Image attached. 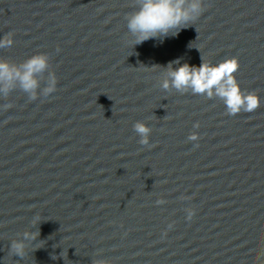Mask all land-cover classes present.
Returning a JSON list of instances; mask_svg holds the SVG:
<instances>
[{"label": "water", "instance_id": "water-1", "mask_svg": "<svg viewBox=\"0 0 264 264\" xmlns=\"http://www.w3.org/2000/svg\"><path fill=\"white\" fill-rule=\"evenodd\" d=\"M138 6L0 0V59L47 57L34 99L0 92V264H264V0H201L136 44ZM233 57L250 112L162 87L169 65Z\"/></svg>", "mask_w": 264, "mask_h": 264}, {"label": "clouds", "instance_id": "clouds-1", "mask_svg": "<svg viewBox=\"0 0 264 264\" xmlns=\"http://www.w3.org/2000/svg\"><path fill=\"white\" fill-rule=\"evenodd\" d=\"M202 12L201 0H139L138 8L129 14L127 28L133 42L139 44L149 38L165 37L169 34L175 36L181 27L187 26ZM10 37H0V47L11 44ZM237 61L233 58H225L215 64L202 62L198 66L182 64L176 69L168 66L166 79L162 87L167 89L170 85L177 90L191 89L192 93L208 98L216 96L223 101L229 115H234L241 110L252 111L259 103L255 94L241 92L233 73L237 69ZM47 67V57L42 53L30 56L18 66L10 65L6 60L0 59V92L6 93L13 82H18L20 87L30 93V99L35 98L34 90L38 81L35 74L42 72ZM55 81L52 80L45 92L53 90ZM135 131L142 137L141 143H147L149 128L138 122ZM195 140L196 136H189ZM159 203V202H158ZM193 215L188 211L187 218ZM171 227V225H169ZM13 251L17 255H23L24 245L14 243Z\"/></svg>", "mask_w": 264, "mask_h": 264}]
</instances>
